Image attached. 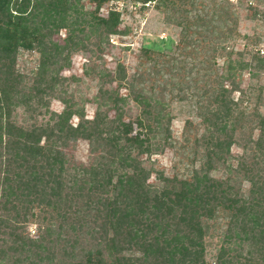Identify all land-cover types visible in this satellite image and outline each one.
Returning a JSON list of instances; mask_svg holds the SVG:
<instances>
[{"label":"trees","instance_id":"obj_1","mask_svg":"<svg viewBox=\"0 0 264 264\" xmlns=\"http://www.w3.org/2000/svg\"><path fill=\"white\" fill-rule=\"evenodd\" d=\"M90 1L94 8L86 12L80 0H0V264H264L263 170L254 172L244 158L238 159L235 172L249 181L246 195L231 188L230 178H211L210 160L187 179L159 171L157 183H149L150 169L138 157L166 143L169 118L160 100L132 89L131 100L139 111L124 121L119 112L107 118L98 108L88 119L66 95L68 80L76 79L59 71L69 65L70 52L89 50L98 58L107 36L118 31V13L98 16L104 0ZM158 2L174 7L173 0ZM258 12L264 18V11L253 9V14ZM185 23L189 28L192 22ZM61 29L65 36L58 43L52 36ZM171 39L145 35L140 55L150 59L160 54L175 45ZM21 51L37 54L28 71L30 82H24L16 64ZM238 56L225 64L230 86L211 90L200 114L207 124L202 140L222 163L243 117L232 94L242 91L235 77L249 64ZM253 60L259 67L264 58L253 55ZM94 70L98 106L115 108L124 100L119 87L132 88L123 66ZM135 76L142 77V72ZM250 92L248 87L242 96ZM51 95L63 104L59 112L47 108L45 97ZM17 106L34 118L43 108L48 118L19 124L13 119ZM251 115L258 133L253 142L245 133L252 143L249 150L264 154V111L255 106ZM78 139L87 142L90 159L69 165L66 150ZM225 169L230 172L228 164ZM215 211L227 213L224 241L233 247L220 246L207 263L206 221ZM28 219L37 224L33 234L25 230Z\"/></svg>","mask_w":264,"mask_h":264},{"label":"rangeland","instance_id":"obj_2","mask_svg":"<svg viewBox=\"0 0 264 264\" xmlns=\"http://www.w3.org/2000/svg\"><path fill=\"white\" fill-rule=\"evenodd\" d=\"M80 4L86 12L94 8V3L90 0H80ZM173 4L174 7H170L159 5L158 0H104L96 14L105 17L109 11L117 12L118 31L107 36L108 40L102 44L98 58L89 50L70 52L69 65L59 71L67 79H76L74 82L68 80L66 95L72 97L77 106L82 107L88 119L93 117L98 108L107 118H113L119 112L124 121L133 120L139 111V107L131 100L132 89H141L147 92L143 91L146 96L157 97L163 104L165 118H169L165 125L168 137L166 143L161 142L162 145L152 154L138 157L143 167L150 169L147 181L156 184L155 174L159 171L166 177L187 179L192 170L199 169L206 160H210L208 175L211 178H230L231 188L246 195L249 181L243 178L240 171L239 174L235 172L238 162L245 161L246 166L254 172L264 171V154L249 150L252 143L247 141L249 137L245 134L248 131L250 140L254 141L258 130L254 128V122H251L252 108L256 106L258 112L264 111V60L259 67L253 60V55L264 58V52L259 53V49L264 50V18L260 16V12L253 14V9L264 11V0H173ZM187 19L192 22L189 28L185 23ZM145 35L162 38L170 36L175 45L170 44V48L160 54L153 53L150 59L144 58L140 55L139 46ZM64 36L65 31L61 29L52 39L61 43ZM91 48L94 52V47ZM238 53L241 54V60L249 64L238 70L235 77L242 91L232 94L233 99L238 102L237 109L243 110V117L233 131L227 151L228 158L222 163L216 160L210 153L207 142L202 140L207 124L200 114L205 113L211 90L222 85L230 86L229 80L224 76L225 64L228 59L237 60ZM36 57L35 52L27 51H21L18 55L16 64L21 75L26 77L24 82H30L31 75L28 71L34 66ZM117 64L123 66L132 88L124 85L119 87L118 94L124 100L117 103L115 108L111 104L112 107H99V78L94 68L102 65L113 71ZM141 72L142 77L137 78L135 74ZM248 87L252 88V92L242 96V92H246ZM45 99L48 100V110L59 112L63 108L56 96L51 95ZM239 99L242 100L241 103ZM13 109V119L19 124L33 119L43 122L48 118V112L44 113L43 108H40L42 113H37L35 118L34 115L28 116L20 106ZM76 121V116H72L70 122ZM66 154L69 165L87 164L90 159L88 144L81 139L70 144ZM239 158L244 159L238 160ZM226 164L230 167L229 173L225 169ZM226 214L223 216L221 212L215 211L206 221L210 225L209 235L206 237L207 263L212 262L220 246L233 247L224 241L223 232L229 222ZM25 230L33 234L37 231V224L28 219Z\"/></svg>","mask_w":264,"mask_h":264},{"label":"built area","instance_id":"obj_3","mask_svg":"<svg viewBox=\"0 0 264 264\" xmlns=\"http://www.w3.org/2000/svg\"><path fill=\"white\" fill-rule=\"evenodd\" d=\"M149 1H153V0H148V2H149ZM263 52H264L263 49H259V53H260V54H263Z\"/></svg>","mask_w":264,"mask_h":264}]
</instances>
